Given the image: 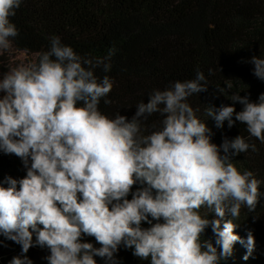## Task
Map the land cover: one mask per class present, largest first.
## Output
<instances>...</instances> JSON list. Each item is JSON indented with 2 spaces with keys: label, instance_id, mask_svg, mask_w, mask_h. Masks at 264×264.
<instances>
[{
  "label": "clouds",
  "instance_id": "1",
  "mask_svg": "<svg viewBox=\"0 0 264 264\" xmlns=\"http://www.w3.org/2000/svg\"><path fill=\"white\" fill-rule=\"evenodd\" d=\"M22 3L0 0V52L19 35L12 17ZM117 51L81 55L53 35L37 61L0 73V152L27 169L24 178L0 182V235L21 246L9 264H33L26 255L33 246L49 251L48 264H98L96 257L118 264L121 245L150 264H221L240 243L248 260L255 236L236 234V221L242 208L254 211L264 198V181L234 157L258 151L251 138L264 144V93L252 101L237 91L227 95L231 106L207 104L204 114L217 128L239 121L249 134L220 145L188 102L208 90L199 69L193 79L154 89L131 118L110 117L99 105L112 103L114 80L97 69L110 72ZM249 62L264 81V56ZM156 113L162 119L149 131L146 122ZM209 228L214 240L204 238Z\"/></svg>",
  "mask_w": 264,
  "mask_h": 264
},
{
  "label": "trees",
  "instance_id": "2",
  "mask_svg": "<svg viewBox=\"0 0 264 264\" xmlns=\"http://www.w3.org/2000/svg\"><path fill=\"white\" fill-rule=\"evenodd\" d=\"M12 20L19 35L11 38L9 50L0 52V73L37 61L49 49L53 35L60 36L63 44L81 55L103 57L115 46L118 51L112 58L111 71L97 69V75L107 74L114 80L107 97L112 103L106 105L102 99L99 105L110 117L120 112L131 118L137 103L147 102L154 89L164 90L170 82L193 79L197 69L204 72L209 87L206 92L193 94L188 102L200 109L197 115L202 120L208 119L204 114L207 104L231 106L233 102L227 95L238 91L256 101L264 93V81L253 75L254 65L249 62L253 56H264V0H23ZM226 82L231 83V89H227ZM218 87L225 88V93ZM235 107L240 111L243 105L236 103ZM161 119L159 113L149 117V131L151 124ZM206 123L217 145L225 137L249 135L246 125L239 121L231 128L227 121L223 128H217L211 118ZM248 142L255 143L258 151L249 150L234 159L239 167L264 181V144L255 138ZM26 173L20 158L0 152V182L7 176L24 178ZM140 187L135 184L132 192ZM260 191L264 193V184ZM236 223V234L242 238L248 230L253 231L255 251L244 260L246 249L236 243L233 255L221 264H264V198L254 211L242 208ZM142 227L150 225L144 222ZM204 238L214 240L210 228ZM83 240L100 246L94 237L84 236ZM132 252L121 245L116 254L118 264H150ZM20 253V245L0 235V264H9ZM26 255L33 264H48L46 248L33 246ZM96 259L104 264L100 257Z\"/></svg>",
  "mask_w": 264,
  "mask_h": 264
}]
</instances>
